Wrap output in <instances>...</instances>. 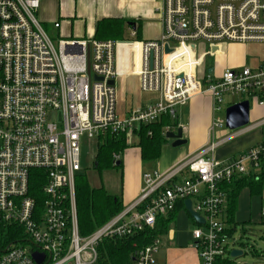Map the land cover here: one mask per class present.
<instances>
[{
    "label": "built area",
    "instance_id": "built-area-1",
    "mask_svg": "<svg viewBox=\"0 0 264 264\" xmlns=\"http://www.w3.org/2000/svg\"><path fill=\"white\" fill-rule=\"evenodd\" d=\"M40 7L41 0H0V264H96L105 239L153 230L186 199L205 219L193 230L201 264L230 256L242 242L222 219V186L263 171L264 141L225 160L213 156V142L165 171L145 172L138 197L88 235L80 230L76 179L83 140L99 146L123 134L131 145L139 127L175 119L179 105L207 92L213 129L226 124L218 115L226 94L264 104V61L226 68L219 77L199 72L201 44L264 43V0H162L155 40L137 38L136 25L131 39L53 38ZM130 74L140 77L142 92L158 97L121 115V82ZM176 130L167 124L163 133ZM161 247L157 235L136 249L133 264H157Z\"/></svg>",
    "mask_w": 264,
    "mask_h": 264
},
{
    "label": "crops",
    "instance_id": "crops-1",
    "mask_svg": "<svg viewBox=\"0 0 264 264\" xmlns=\"http://www.w3.org/2000/svg\"><path fill=\"white\" fill-rule=\"evenodd\" d=\"M161 4L162 0H41L39 13L44 23L49 25L57 21L60 23V29L76 39H97V26L102 19L121 18L125 21L124 31L126 28L130 32L131 24L127 21L134 22L133 25H136L138 35L143 37L142 40H155L161 36L163 29L158 10ZM199 52L204 57L200 74L211 73L215 77H219L226 68L256 67L264 61V43L221 42L210 49L207 44H201ZM126 79L127 77L121 82L122 100H128ZM131 95L132 107L147 105L158 97L156 93L145 92H142L139 98ZM243 100L247 99L243 98L240 101ZM240 101L231 102V105ZM213 106V97L208 92L196 95L185 104L178 106L177 117L171 119L170 124L176 129L183 128V135L188 142L179 147L162 145L159 159L152 161L154 165H158V171L169 169L213 142H219L213 156L217 160H225L235 158L250 147L264 141V104L253 99V104L250 103V123L236 130H230L227 126L225 127L226 124L213 129L215 117ZM126 112L127 110L120 114L125 115ZM238 130L242 132L232 136ZM169 140L167 139L166 142ZM137 141L139 142V139ZM137 141H134L131 146H137L138 149L130 150L125 159H122L125 175L120 198L124 207L138 197L143 186V174L147 172L143 170L141 148ZM125 151H128V148ZM130 159H138L139 170L134 179L135 175L131 178L127 172ZM255 195L262 197L261 214L264 205V187L261 193H252L248 187L242 188L231 214L228 212L227 200L223 207L222 219L227 225L228 234L232 238L239 239L240 242L248 238L249 232L246 228L259 222L254 218L253 213L252 197ZM198 224L186 209L185 202L183 206H179L166 222L165 228L162 227L158 233L162 239V247L156 254L157 264H201L199 250L193 240V230ZM238 229L242 233L239 236H237ZM263 239L264 234L261 235V243H264ZM222 259L234 264H264V248L258 247V242L254 240V244L250 248L246 247L242 256L234 258L227 255Z\"/></svg>",
    "mask_w": 264,
    "mask_h": 264
},
{
    "label": "trees",
    "instance_id": "trees-1",
    "mask_svg": "<svg viewBox=\"0 0 264 264\" xmlns=\"http://www.w3.org/2000/svg\"><path fill=\"white\" fill-rule=\"evenodd\" d=\"M127 23L134 24V22L130 21H127ZM124 25L125 21L121 18H104L98 23L96 38L99 40L124 39ZM170 122L169 116H163L157 123L139 127L137 132L139 137L138 146L141 148V156L144 162H152L159 159L162 145L167 141L166 135L163 133L164 127ZM130 146L126 143L125 135L123 134L108 137L98 146L95 168L101 171L122 166V158L120 157L121 165L118 166L117 162L119 160L115 161L114 155L120 154L122 156V153ZM262 170L257 177L256 175H249L224 182L222 188L226 192L228 212L230 214L233 212L232 210L242 188L248 187L252 193L262 192L264 187V166ZM35 189L38 199H41L39 184ZM76 202L80 230L83 235L92 233L124 208L123 201L118 195L109 193L105 188L92 187L87 176L83 173H80L76 179ZM184 202L185 200L179 201L176 209L179 206H183ZM176 209L169 213L167 217H159L157 226L153 230L146 229L122 239H105L99 246V257L96 264H133V256L136 249L150 243L161 231V228H165L166 222L176 212ZM10 230L12 231V228ZM8 238L7 240L13 239L10 232ZM215 264L234 263L218 259Z\"/></svg>",
    "mask_w": 264,
    "mask_h": 264
},
{
    "label": "rangeland",
    "instance_id": "rangeland-1",
    "mask_svg": "<svg viewBox=\"0 0 264 264\" xmlns=\"http://www.w3.org/2000/svg\"><path fill=\"white\" fill-rule=\"evenodd\" d=\"M39 18L40 17V13L38 14ZM62 21V20H61ZM46 26L49 28V33L50 35L54 38H72L70 35H67L64 30L62 29H53L51 27V25H47ZM124 39H131V35L130 32L128 31V29L125 28L124 31ZM139 39H143V37L141 35H138ZM145 39V38H144ZM127 82V87H128V100H122L121 102H119L118 105V112L119 113H123L128 109L133 108L132 107V103L130 101H132V95L133 94L135 97L139 98L140 95L142 94V90H141V86H140V77L138 75L135 74H130L127 76L126 79ZM245 97L243 96H233L230 94H226L223 97V112L219 113L220 116L225 117V113H226V109L232 104L231 102H238L241 99H243ZM251 105L253 104V99H249ZM226 127V125H225ZM137 141V138L135 140V142ZM138 142V141H137ZM134 143H132L131 145H133ZM172 141L169 140L168 142H165L163 144V146H167V147H172ZM133 149V150H132ZM137 146H130L128 148V151H125L124 153H122V159H125L127 153L132 150H137ZM98 150V145L97 142L95 143H91L90 141L88 142V140H83L82 143V166H83V170L81 173L85 174L91 184L92 187L95 188H105L109 193L118 195L119 197L122 196V188H123V184H124V175L123 174V167H117V168H110V169H104V170H98L97 168H95V163H96V153ZM128 176L130 175L131 178L133 177L136 178L138 175V170H139V165H138V159L134 160V159H130L128 161ZM135 162V164H134ZM142 163L144 165V171H154V170H158V165H154L152 162H144L142 160ZM253 200V213H254V218L257 219L258 223L257 224H252L249 225L246 229L249 232L247 235V239L245 240V242L249 245H247L248 248H250L252 246V244H254V240H256L258 242V247H263L264 248V243H261V235L264 234V222H262L261 220V214H260V205H261V200L262 197L259 195H255L252 197ZM260 214V216H259ZM259 216V218H258ZM240 234H242L240 232V230L238 229L237 231V236H239ZM244 239V238H243ZM264 240V239H263ZM256 245V244H255ZM256 247V246H254Z\"/></svg>",
    "mask_w": 264,
    "mask_h": 264
},
{
    "label": "water",
    "instance_id": "water-1",
    "mask_svg": "<svg viewBox=\"0 0 264 264\" xmlns=\"http://www.w3.org/2000/svg\"><path fill=\"white\" fill-rule=\"evenodd\" d=\"M168 51V49H167ZM98 80H102V78H98ZM110 84H114V80L110 81ZM226 126L230 130H236L247 126L250 123V101L243 100L239 103L229 106L226 109ZM166 138L172 140L173 147H179L188 142V140L183 135V128H178L176 131H170L166 134ZM117 165H121V160L117 162ZM185 207L191 216L198 223H204L205 219L200 215V213L194 211L192 199L185 200ZM249 245L245 241L239 243L238 247L234 248L231 252V256L236 258L240 257L245 253V249ZM34 257L38 262H41L43 259V255L37 252L34 253Z\"/></svg>",
    "mask_w": 264,
    "mask_h": 264
}]
</instances>
